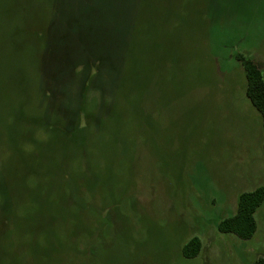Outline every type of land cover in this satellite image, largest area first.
I'll return each instance as SVG.
<instances>
[{"label":"rangeland","instance_id":"374dc122","mask_svg":"<svg viewBox=\"0 0 264 264\" xmlns=\"http://www.w3.org/2000/svg\"><path fill=\"white\" fill-rule=\"evenodd\" d=\"M144 10L139 60L128 64L123 83L112 80L106 67L122 19L98 22L107 29L90 31L98 40L93 49L85 40L79 47L70 42V50L60 41L40 51V60L33 48L26 53L32 104L79 98L78 83L69 80L79 50L103 59L97 83L81 101L92 110L119 96L122 107L100 121L104 129H91L70 179L60 175L64 160H51L60 146L35 134L42 143L22 149L31 154L36 174L25 209L14 223L0 222V264H253L264 256V201L250 239L219 230L240 195L264 182L263 120L246 95L245 70L235 57L252 58L264 75V0H147ZM40 73L45 83H35ZM45 86L53 96L39 93ZM109 91L117 95L103 94ZM10 149L4 156L0 148L6 159L2 189L17 160ZM77 185L78 192L72 189ZM193 237L202 249L189 258L183 246Z\"/></svg>","mask_w":264,"mask_h":264},{"label":"trees","instance_id":"16d2710c","mask_svg":"<svg viewBox=\"0 0 264 264\" xmlns=\"http://www.w3.org/2000/svg\"><path fill=\"white\" fill-rule=\"evenodd\" d=\"M0 1V7H3V11H0V63L6 65V68H0V83H6L2 84L5 90L4 101H0V148L3 150L6 148L2 154L4 156H7L5 151L14 148L17 156L8 173L9 176L8 174L4 176V189L0 188V213L3 214L0 222L9 224L16 221L19 211H23L24 205L31 199V176H35L36 173L31 172V154L27 157L22 149L31 150V145L42 143L34 135L43 136V142L54 148L60 146L61 152H57L56 156L52 151L51 160L55 159L59 164L64 160L61 167L64 172L60 175L68 174L69 178L66 179H70L73 177V170L80 167L77 166L79 157L83 153V147L88 145L87 141H91L92 130L104 129L105 126H102L100 121L103 122L106 118L110 120L118 114L119 107H122L121 97L110 91L103 94H112L115 96L114 99L97 104L96 109L91 110L87 100L81 101L80 96L88 92L93 83H97L96 77H99L103 70V59L96 55L88 57L79 50L69 64L72 66L69 80L75 79L74 83H78L79 98L66 97V100L63 99L66 104L60 105L54 100L43 101L42 98L41 101L37 99L32 104L31 54L27 56L26 53L29 51L31 53L33 48L36 51L35 59L40 60V51L49 45L51 47L53 42L55 43L53 46L58 45L60 41L69 43L68 50L74 49L70 42H80L79 47L84 40L89 43L90 49H93L96 46L95 41L98 43V40L89 35L90 31L107 29L106 26L98 27V22L110 18L114 19L113 22L122 19L116 24L119 26L115 27V36L119 39L115 38V50L106 67L114 72L112 80L123 83L127 79L128 64L139 60L136 58V52L144 27V7L147 0ZM9 4H12L13 11H10V7L7 9ZM11 14L15 17L14 20L5 24L8 15ZM3 28L7 33L3 34ZM3 35L5 36L2 37ZM5 42H9L10 45H6ZM4 47H10V53L3 52ZM235 57L244 67L247 79L246 95L261 113L264 128L263 71L252 58L242 53H237ZM42 74L40 73V78L35 83H45ZM41 91L43 96L54 95V90L48 86L42 87L39 93ZM122 92L123 89L120 90V95L125 97L126 94ZM87 116L91 120H86ZM68 150H71V153H68ZM5 160L0 158V166L4 165ZM73 164L74 168L71 167ZM72 189L79 191L78 185ZM263 201L264 182L254 190L240 195L236 212L219 223V230L233 233L242 239H250L257 230L255 212ZM201 249V239L193 237L183 246V254L193 258L199 255ZM253 264H264V256L257 258Z\"/></svg>","mask_w":264,"mask_h":264},{"label":"flooded vegetation","instance_id":"af4514ba","mask_svg":"<svg viewBox=\"0 0 264 264\" xmlns=\"http://www.w3.org/2000/svg\"><path fill=\"white\" fill-rule=\"evenodd\" d=\"M259 257H261V256H259ZM259 257H258V258H259Z\"/></svg>","mask_w":264,"mask_h":264}]
</instances>
